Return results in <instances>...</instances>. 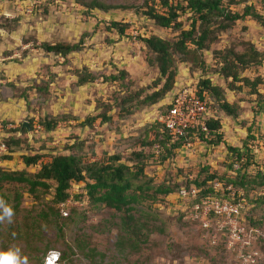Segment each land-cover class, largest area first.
Segmentation results:
<instances>
[{
	"label": "rangeland",
	"instance_id": "obj_1",
	"mask_svg": "<svg viewBox=\"0 0 264 264\" xmlns=\"http://www.w3.org/2000/svg\"><path fill=\"white\" fill-rule=\"evenodd\" d=\"M93 1L109 8L93 7ZM233 2L229 4L233 11L241 13L248 4L264 16V0ZM149 7L162 11L160 0H0V144L7 149L10 137L20 141L11 159L2 160L7 153L0 152V167L35 173L52 156L70 153L83 162H105L110 155L119 154L120 162L131 165L132 151L150 152V146L142 143L153 139L151 126L159 123L173 94L184 85H199L201 79L220 86L224 98L238 105V114L225 115L212 98L208 115L221 123L220 142L197 138L192 147L164 160L149 156L144 173L152 185L175 189L189 175L200 179L211 172L226 175L231 157L228 147L264 139V19L246 16L227 30H217L206 47L189 44L185 54L175 53L172 89L154 104L140 105L139 101L164 82L155 55L141 39L156 35L174 41L179 34L144 15ZM192 17L189 11L180 14L182 29H189ZM112 21L126 25L122 35L108 28ZM80 39L81 48L66 55L47 53L40 47L43 42L77 43ZM251 47L261 53L260 62L244 69L238 66L237 71L240 79L257 82L231 85L220 68L225 60L235 62L234 53L247 57ZM84 72L96 73L97 78L80 85L78 75ZM110 75L117 79L105 78ZM103 115L108 119L103 120ZM44 119H56L54 129L45 130ZM24 121L32 125L25 132L20 128ZM36 153L41 155L37 164L26 167L22 156ZM257 157L251 175L264 170V157ZM0 193L15 213L12 224H0V253L18 248L28 264H46L51 251L62 255L57 264H229L222 251L206 245L196 226L175 216L174 196L167 197V204L160 202L162 195L137 204L135 217L146 224L147 240L134 251L128 243L121 250L116 247L118 212L105 206L85 207V181L71 184L66 211L78 208L66 218L47 210L55 207L54 185L31 193L24 183L5 182ZM263 193L257 188L251 197ZM78 195L82 198H76ZM43 211L47 219L40 217Z\"/></svg>",
	"mask_w": 264,
	"mask_h": 264
},
{
	"label": "trees",
	"instance_id": "obj_2",
	"mask_svg": "<svg viewBox=\"0 0 264 264\" xmlns=\"http://www.w3.org/2000/svg\"><path fill=\"white\" fill-rule=\"evenodd\" d=\"M227 2L229 3L225 5L224 0H160L162 11H157L153 7H149L143 11L144 15L152 19L158 26L179 30V34L174 41L156 35L141 39L146 47L155 55L154 61L159 69V78H164V82L159 89L146 95L142 101H139L140 105L154 104L172 89L176 75L174 66L175 53H178V55L185 54L190 50L189 44H192L197 49L206 47V44L216 37L217 30H227L237 20H241L246 16H250L255 20L264 19V16L258 13L252 5H244L243 11L240 13L230 9L229 4L234 3L233 0H228ZM92 6L102 10L109 8V6L97 1H93ZM185 11H189L193 16L189 29H182V23L178 20L180 14ZM125 26L124 23L112 21L108 28L115 29L122 35L125 31ZM81 45L82 39L77 43L58 42L50 44L43 42L40 47L47 53L66 55L72 51L79 50ZM260 55L261 53L254 47H251L247 57L243 54L234 53L235 62L225 60L220 68L221 76L230 79L231 85L236 81H243L245 84L254 85L257 81L251 82L247 77L240 79L237 68L240 66L241 69H244L253 63H259ZM121 74H124V72H121ZM96 78V73L84 72L78 75V83L81 85L94 81ZM105 78L115 81L117 76L110 75L109 77L105 76ZM191 86L194 87L199 97H207L208 110L210 109V105L214 104L212 101V98H214L217 108L224 112L225 115L230 117L237 116L238 105L229 103L223 96V89L211 83L210 79H201L199 85L195 84ZM229 89L233 90L232 87H229ZM167 109L168 105L162 113ZM102 119L106 120L108 117L103 115ZM56 122V119H44L41 121V124L45 130L49 131L54 129ZM202 122L205 125L206 131L201 129ZM29 127L30 129L32 128L31 123H29ZM20 128L23 132L26 131V127L20 125ZM151 128L154 131L153 139L149 142L143 141L142 143L143 145L150 146V152L145 153L143 150L132 151L130 157L131 165L120 162L121 157L119 154L110 155L105 162H83L80 156L73 153L59 154L52 156L48 162L42 163L39 170L35 173H29L25 169L11 171L0 167V191L5 182L24 183L28 186V191L31 193H35L38 188L47 191L54 185L52 202L55 207L53 205L49 206L47 210L51 213H54L56 210L58 214L62 215L58 204L70 198L69 188L71 184L73 182L85 181V193L84 199H82L85 207L86 204L93 207L105 206L119 213L120 222L117 224L119 233L117 234L116 241V247L119 250L122 249L125 243L129 244L128 246L131 250H139L140 243L147 240L146 233L143 232V229L147 228L146 224L141 222L139 217H135L134 212L138 211L137 204L146 199L156 200L158 195H162L161 200H163H160V202L167 204L168 196L177 192L181 187L187 188L191 185L199 189L197 198L199 199L200 197L214 194L211 186L215 180L226 183L232 182L235 186L243 188L245 192L244 196L250 204L246 215L248 224L261 226L264 223V193L263 195H259V197H251L255 189L262 188L264 190V170H257L251 175L250 169L254 167L257 158L249 151L243 154L245 161L242 163L241 170L236 175L232 176L229 173L221 175L211 172L201 179L198 175H192L191 180L187 178L184 182L179 183L175 189L164 184L152 185L151 179H147L144 173V162L149 156L154 157L157 155L156 157L159 160H164L172 153H176V151H180L183 147L194 142L197 138L212 144H218L221 139L219 131L221 123L218 119L207 115L193 128L186 129L183 135L175 139H171L170 134L160 122L156 123V126L152 125ZM6 142L8 145L7 154L2 155V160L11 159L12 153L20 143L18 139H14L13 137H10ZM155 145H157V149H155ZM244 147L228 148L232 155L238 156L240 150ZM40 158L41 155L38 153L22 156L26 167L36 165ZM230 160L229 168L232 166ZM81 196L78 195L76 198L81 199ZM19 198L20 195L17 194V200ZM75 208L78 207H73L71 210ZM71 210L68 208V214L64 218L70 216ZM39 215L45 219L48 216L46 211L40 212ZM175 216L183 223L188 224L183 219V212L178 211ZM197 230L201 235V231L198 228ZM76 245L79 248L83 247L80 241H77ZM211 248L217 252L222 251L227 260L228 255L221 242ZM261 250L264 251V245H261ZM49 252L50 250L47 254ZM61 258L62 255L59 252L58 260ZM262 264H264V261Z\"/></svg>",
	"mask_w": 264,
	"mask_h": 264
},
{
	"label": "built area",
	"instance_id": "obj_3",
	"mask_svg": "<svg viewBox=\"0 0 264 264\" xmlns=\"http://www.w3.org/2000/svg\"><path fill=\"white\" fill-rule=\"evenodd\" d=\"M209 114L208 99L199 97L193 86L180 87L171 97L168 109L162 113L158 120L164 125L171 139L183 135L188 128H193ZM36 127V125H34ZM38 128L41 125L37 124ZM201 129L206 131L202 122ZM196 140L185 147H192ZM157 149V145L154 146ZM183 147V148H185ZM6 146L0 144V152L6 151ZM157 151V150H156ZM249 151L258 158L264 157V139L250 141L240 150L238 156L231 154V168L227 171L234 176L242 168L245 161L244 153ZM192 176H188L191 180ZM214 194L198 198L199 189L194 185L181 187L170 196L175 197V206L184 213V221L196 226L201 231V237L209 247L222 243L227 253L229 264H262L264 261V223L261 226L249 225L246 215L250 208L244 196L243 188L235 186L232 182L215 180L212 182ZM173 197V198H174ZM70 199L58 204L60 212L66 216V206ZM59 252L51 251L46 257V264H57Z\"/></svg>",
	"mask_w": 264,
	"mask_h": 264
},
{
	"label": "clouds",
	"instance_id": "obj_4",
	"mask_svg": "<svg viewBox=\"0 0 264 264\" xmlns=\"http://www.w3.org/2000/svg\"><path fill=\"white\" fill-rule=\"evenodd\" d=\"M15 213L3 196H0V224H12ZM0 264H28V258L14 249L7 253H0Z\"/></svg>",
	"mask_w": 264,
	"mask_h": 264
},
{
	"label": "water",
	"instance_id": "obj_5",
	"mask_svg": "<svg viewBox=\"0 0 264 264\" xmlns=\"http://www.w3.org/2000/svg\"><path fill=\"white\" fill-rule=\"evenodd\" d=\"M22 127H26L27 130L30 129L29 124H28L27 121H24V122L22 123Z\"/></svg>",
	"mask_w": 264,
	"mask_h": 264
},
{
	"label": "bare ground",
	"instance_id": "obj_6",
	"mask_svg": "<svg viewBox=\"0 0 264 264\" xmlns=\"http://www.w3.org/2000/svg\"><path fill=\"white\" fill-rule=\"evenodd\" d=\"M51 262H49V264H50Z\"/></svg>",
	"mask_w": 264,
	"mask_h": 264
}]
</instances>
